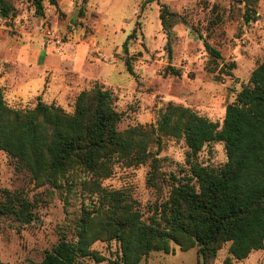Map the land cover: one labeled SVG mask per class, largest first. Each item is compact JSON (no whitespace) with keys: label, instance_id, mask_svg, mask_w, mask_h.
I'll list each match as a JSON object with an SVG mask.
<instances>
[{"label":"rangeland","instance_id":"1","mask_svg":"<svg viewBox=\"0 0 264 264\" xmlns=\"http://www.w3.org/2000/svg\"><path fill=\"white\" fill-rule=\"evenodd\" d=\"M4 3L11 10L4 15L0 2V46L8 41L41 40L63 50L69 42H93L88 64L103 79L86 89L98 85L114 92L116 109L122 113L121 131L137 126L151 131L170 103L222 123L226 106L249 84L252 71L264 60V0H57V4L44 0V15L36 12L32 0ZM163 6L176 13L171 18V37L161 21ZM47 27L53 36L45 35ZM206 41L220 51L218 59L211 58ZM20 58L32 61L26 50ZM58 75L48 72L46 78ZM77 97L64 99L60 106L74 112ZM17 104L16 108L34 107L36 100ZM156 135H152L145 162L119 158L110 165L108 176L75 166L57 184L46 177L37 179L20 161L0 150V200L4 199L1 189L20 193L33 203L34 213L29 223L13 216L1 218L0 260L38 264L62 234L74 239L82 206L97 201L98 194L92 192L99 184L109 191H125L148 216L150 204L168 197L172 176L186 172L190 153L183 138L160 135L158 143ZM196 158L210 168H221L227 161L224 142L206 144ZM230 243H223L215 257L206 258L199 255L200 246L182 250L172 243L173 252L152 251L139 264H226ZM93 249L107 259L115 258L120 244L98 240ZM232 261L264 264V248Z\"/></svg>","mask_w":264,"mask_h":264},{"label":"trees","instance_id":"2","mask_svg":"<svg viewBox=\"0 0 264 264\" xmlns=\"http://www.w3.org/2000/svg\"><path fill=\"white\" fill-rule=\"evenodd\" d=\"M4 1L0 0L1 10L8 15L11 7ZM43 1L32 0L40 15H44ZM50 2L57 4V0ZM175 15L162 7L161 21L170 37ZM205 46L212 59L221 56L209 42ZM126 62L133 72L128 58ZM115 99L111 89L97 85L78 94L72 113L40 98L34 107L16 108L8 104L0 87V150L20 161L37 179L46 177L57 184L75 166L108 176L110 165L119 158L145 162L153 134L158 143L160 135L183 138L190 150L188 169L182 176H172L168 197L150 204L148 216L125 191H109L99 184L92 192L98 194L97 201L82 206L76 237L62 234L38 264H100L106 260L107 264H139L152 251L173 252L172 243L182 250L200 246V256L215 257L226 242H231L226 264H234L232 259L242 260L263 249L264 60L252 71L249 84L226 106L222 123L170 103L151 131L142 126L121 131L122 113ZM215 141L224 142L227 151V161L219 169L196 158L206 144ZM1 192L0 224L3 216H13L21 223L32 221L33 203L28 198L8 189ZM98 240H117L120 253L107 259L93 249ZM0 264L5 263L0 260Z\"/></svg>","mask_w":264,"mask_h":264},{"label":"crops","instance_id":"3","mask_svg":"<svg viewBox=\"0 0 264 264\" xmlns=\"http://www.w3.org/2000/svg\"><path fill=\"white\" fill-rule=\"evenodd\" d=\"M62 48L41 40L8 41L0 46V87L11 106L16 107L17 103L27 100L37 102L39 98L49 104L61 105L60 102L76 97L93 81L103 79L93 70L92 63L91 66L88 64L95 49L92 41L69 42ZM24 50L28 51L32 61L20 58ZM48 72H59V75L46 78Z\"/></svg>","mask_w":264,"mask_h":264},{"label":"built area","instance_id":"4","mask_svg":"<svg viewBox=\"0 0 264 264\" xmlns=\"http://www.w3.org/2000/svg\"><path fill=\"white\" fill-rule=\"evenodd\" d=\"M45 35H46V36H49V37L53 36V32H52V30H51L50 27H47V28H46Z\"/></svg>","mask_w":264,"mask_h":264}]
</instances>
